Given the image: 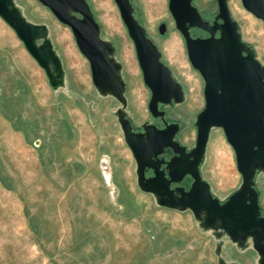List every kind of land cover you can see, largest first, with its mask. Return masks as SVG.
<instances>
[{"label": "rangeland", "instance_id": "rangeland-1", "mask_svg": "<svg viewBox=\"0 0 264 264\" xmlns=\"http://www.w3.org/2000/svg\"><path fill=\"white\" fill-rule=\"evenodd\" d=\"M14 1L29 21L48 27L65 86H49L44 70L0 17V264H257L249 244L240 247L203 229L190 210L161 207L154 195L138 188L136 163L116 115L121 104L95 89L70 28L36 0ZM86 1L122 65L125 112L133 130L144 122L160 124L148 110L150 92L116 3ZM130 2L183 86L184 102L161 110L180 125L176 138L190 149L204 106L203 79L188 59L168 0ZM192 2L206 20L217 14L216 0ZM228 6L242 39L264 64V22L241 0H229ZM191 33L207 35L197 28ZM200 171L222 201L241 183L221 128L210 131ZM254 180L264 207V174Z\"/></svg>", "mask_w": 264, "mask_h": 264}, {"label": "water", "instance_id": "water-1", "mask_svg": "<svg viewBox=\"0 0 264 264\" xmlns=\"http://www.w3.org/2000/svg\"><path fill=\"white\" fill-rule=\"evenodd\" d=\"M70 28L79 51L87 59L91 79L101 95L113 96L121 106L116 115L136 163V181L142 192L154 195L159 206L178 211L190 210L203 229L224 234L240 247L249 244L257 252V264H264V215L254 180L264 174V64L241 36L239 24L231 15L228 1L216 0L218 11L212 21L203 18L192 0H168L176 29L185 41L188 59L203 79L204 106L196 116V139L188 149L176 136L180 125L167 123L159 104H180L185 100L181 84L160 60L161 51L134 15L130 0H114L133 41L143 82L150 89L148 110L163 120L164 127L144 123L134 131L125 108L126 85L122 65L114 56V46L101 37L100 25L86 0H36ZM242 6L264 22V0H241ZM0 17L14 30L28 54L44 70L53 90L65 86L62 60L54 49L45 24L29 21L14 0H0ZM206 36H194L191 29ZM166 31L165 23L159 33ZM221 128L232 147L241 183L225 200L211 191L201 176L210 131ZM171 149L173 156L161 155ZM162 164L165 165L162 168ZM147 169L153 175L145 176ZM186 176L188 189L171 188Z\"/></svg>", "mask_w": 264, "mask_h": 264}, {"label": "flooded vegetation", "instance_id": "flooded-vegetation-1", "mask_svg": "<svg viewBox=\"0 0 264 264\" xmlns=\"http://www.w3.org/2000/svg\"><path fill=\"white\" fill-rule=\"evenodd\" d=\"M138 61V60H137ZM163 64H165L169 69H170V71H171V74H172V76L174 77V79L177 81V79L175 78V76H174V74H173V72H172V69H171V67H170V65L165 61V60H160ZM138 65H139V63H138ZM139 68H140V66H139ZM140 71H141V74H142V79H143V73H142V70H141V68H140ZM181 84V83H180ZM125 85H126V82H125ZM146 86V85H145ZM181 86H182V84H181ZM147 87V86H146ZM182 88H183V86H182ZM147 89H148V91L150 92V89L147 87ZM183 91H184V89H183ZM125 96H126V91H125ZM150 96H151V92H150ZM150 99V98H149ZM148 102H149V100H148ZM162 106H163V104H159V109H162ZM147 107H148V103H147ZM156 119H159L160 120V124L158 123V124H156V126L157 127H159V128H163L164 127V123H163V120L160 118V117H157ZM166 120V119H165ZM167 121V123H172V121H168V120H166ZM144 123H149V122H144ZM143 123V124H144ZM142 124V125H143ZM143 129H142V127L141 128H138V129H136V130H134V131H137V132H139V131H142ZM179 133V132H178ZM177 137V136H176ZM177 139V138H176ZM189 149V148H188ZM165 160H169L172 156H173V153H172V151H171V149H165V152H164V154L163 155H161ZM162 168H164L165 167V165L164 164H162V166H161ZM153 175V170L152 169H147L146 171H145V176L146 177H150V176H152ZM191 182H192V179H191V177L190 176H186L184 179H183V181L181 182V183H171V185H170V187L171 188H176L177 186H183L185 189H188L189 187H190V184H191ZM257 190H258V192H259V203H260V212H261V216L262 215H264V207L262 206V204H261V193H260V190L257 188ZM250 248L251 249H253L252 248V246H250ZM254 250V249H253ZM254 252H256L255 250H254ZM256 254H257V252H256Z\"/></svg>", "mask_w": 264, "mask_h": 264}, {"label": "bare ground", "instance_id": "bare-ground-1", "mask_svg": "<svg viewBox=\"0 0 264 264\" xmlns=\"http://www.w3.org/2000/svg\"><path fill=\"white\" fill-rule=\"evenodd\" d=\"M171 49H172V51H173V54L176 55V50L174 49L173 45L171 46Z\"/></svg>", "mask_w": 264, "mask_h": 264}, {"label": "trees", "instance_id": "trees-1", "mask_svg": "<svg viewBox=\"0 0 264 264\" xmlns=\"http://www.w3.org/2000/svg\"><path fill=\"white\" fill-rule=\"evenodd\" d=\"M31 226H33L35 228V230H36V226H34L33 224H31Z\"/></svg>", "mask_w": 264, "mask_h": 264}]
</instances>
